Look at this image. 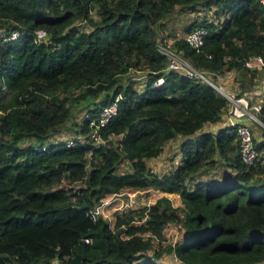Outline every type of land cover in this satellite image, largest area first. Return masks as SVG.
Wrapping results in <instances>:
<instances>
[{
    "label": "trees",
    "instance_id": "obj_1",
    "mask_svg": "<svg viewBox=\"0 0 264 264\" xmlns=\"http://www.w3.org/2000/svg\"><path fill=\"white\" fill-rule=\"evenodd\" d=\"M196 3L213 17L186 27L205 29L201 45L183 36L170 48L212 79L247 71L239 97L256 72L245 60L264 66L259 0H0V264H163L168 254L181 264H264V138H252V163L231 124L186 138L168 170L146 163L178 134L220 121L229 104L210 82L168 69L158 49L157 23ZM38 28L46 36L35 40ZM130 68L145 71L141 88L123 81ZM112 102L115 114L90 124ZM259 102L264 123V93ZM65 130L71 138L55 139ZM220 167L221 181L198 179ZM150 188L180 203L161 195L112 225L94 214L125 189ZM171 223L183 232L175 241L164 236Z\"/></svg>",
    "mask_w": 264,
    "mask_h": 264
},
{
    "label": "rangeland",
    "instance_id": "obj_2",
    "mask_svg": "<svg viewBox=\"0 0 264 264\" xmlns=\"http://www.w3.org/2000/svg\"><path fill=\"white\" fill-rule=\"evenodd\" d=\"M213 18L211 15V10H206L200 3H196L190 6H180L176 5L171 9V11L156 25L157 31V41L158 47L170 48L172 46V41L176 38L183 37L186 34V27L192 23L194 20L199 21L202 18ZM0 35H3L0 30ZM172 49V48H170ZM258 70L253 74L251 80L253 82L252 89H250V97H244L248 100L249 105L259 102V95L252 94L253 89L264 87V66H257ZM247 71L242 70H230L223 73L217 74L215 79H212V76L208 74V79L212 80L211 82L216 85L223 92L234 96L235 89L242 79H246ZM145 77V71L130 68L124 75L123 81L134 80L136 81V87L141 88ZM247 80V79H246ZM258 81V83H257ZM255 82L258 84L255 86ZM260 85V86H259ZM227 98V96H225ZM229 100V99H228ZM232 103L229 100L227 110L223 113L222 119L214 124L205 123L200 129L196 130L190 135H181L178 134L173 140L167 142L163 147L162 152L146 161L147 165L155 172L161 173L165 170H168L174 166L179 160L178 146L186 138L190 137L195 139L199 137L202 133L207 131H216L220 127H224L230 123L229 116L231 115ZM255 115L257 113L252 110ZM82 111L75 110L73 116L71 117V122H77L80 120ZM241 123L246 124L250 128L252 138L259 141L264 138V123L256 121L252 118H249L247 115L241 116L238 119ZM71 131H62L55 136V139H65L71 138ZM228 171L223 168H218L216 170H209L205 173H202L198 179L212 182H219L222 180L224 175H227ZM160 190L155 189H145V190H129L125 189L112 197L107 201L101 204L97 209H95V214L103 217L110 225L113 224L116 214L126 208H138L153 202L156 198L163 195ZM167 196L171 199L173 205H178L180 203V197L178 193H169ZM182 230H180L174 224H168L164 229V236L167 241H175L182 235ZM170 255V254H168ZM171 256V257H170ZM166 256L164 262L169 263L173 261V256ZM168 257V258H167Z\"/></svg>",
    "mask_w": 264,
    "mask_h": 264
},
{
    "label": "built area",
    "instance_id": "obj_3",
    "mask_svg": "<svg viewBox=\"0 0 264 264\" xmlns=\"http://www.w3.org/2000/svg\"><path fill=\"white\" fill-rule=\"evenodd\" d=\"M264 5V0H259ZM205 34V29L203 27H196L191 31L187 32L184 36V39L188 42L189 45L198 48L203 40V35ZM18 35L16 30L10 33V38H14ZM46 36V32L42 28H38L35 30V40H39ZM159 51H161L167 57V67L171 70H176L182 72L186 77H198L205 81L210 82L214 87V85L207 77V73L203 70H199L195 68L188 60L184 59L179 53L175 50L166 47H158ZM246 67L253 68L257 65H263V62L257 56H251L244 62ZM160 79L155 82V84H159ZM227 99L232 103L231 115L234 117H241L247 115L249 118H252L256 121H260V119L252 112H258L261 108L260 102L253 103L249 105L248 100L243 96L232 97L227 93L223 92ZM116 112V103L112 102L109 105L103 107V109L99 112L98 118H89L90 124H104L112 115ZM84 115L87 116V113ZM263 123V122H262ZM236 130L240 137V146L243 160L247 163H252L255 158V150L252 143V135L250 132V128L243 123L236 124ZM92 137L97 140L98 136L95 132L92 133ZM67 145L72 144V140L68 139L66 141ZM85 242H88V239H84ZM176 258V257H175ZM177 259V258H176Z\"/></svg>",
    "mask_w": 264,
    "mask_h": 264
},
{
    "label": "crops",
    "instance_id": "obj_4",
    "mask_svg": "<svg viewBox=\"0 0 264 264\" xmlns=\"http://www.w3.org/2000/svg\"><path fill=\"white\" fill-rule=\"evenodd\" d=\"M257 66H263V65H257ZM257 66H254L253 68H255L256 70H258V68H257ZM247 68H249V67H247ZM249 69H252V68H249ZM242 71H245V70H242ZM257 83H258V81H257ZM256 82H255V86H257L258 84H257ZM260 86V85H259ZM234 89H236V88H234ZM250 89H252V87L250 88ZM250 89H248L247 91H245L244 93H242V95L241 96H246V97H250ZM237 90H239V89H237ZM254 91H252L253 93L252 94H254V95H259L258 97H259V99L258 100H260V98H261V96H262V94L264 93V87H262L261 89H260V87H257V88H255V89H253ZM234 95V94H233ZM240 117H234V116H232V115H230L229 116V120H230V123L229 124H231V125H236L237 123H241L238 119H239ZM212 124H214V123H212ZM212 131L211 132H213V129H211ZM162 192V191H161ZM162 193H164L163 195H166L167 196V194H169L168 192H162ZM103 204V203H102ZM100 206V205H99ZM99 206H97V207H99ZM97 207H96V209H97ZM94 214H95V211H94ZM96 215V214H95ZM170 255H172L173 257V261H169V263L168 264H181V262L178 260V259H176L175 258V256H174V254H170ZM170 255H163V257L160 259V261L163 263V264H166L167 262H164V258L166 257V256H170ZM171 257V256H170ZM168 258V257H167Z\"/></svg>",
    "mask_w": 264,
    "mask_h": 264
},
{
    "label": "water",
    "instance_id": "obj_5",
    "mask_svg": "<svg viewBox=\"0 0 264 264\" xmlns=\"http://www.w3.org/2000/svg\"><path fill=\"white\" fill-rule=\"evenodd\" d=\"M220 93H222L223 95H224V93H223V91L221 90V89H219L218 87H215Z\"/></svg>",
    "mask_w": 264,
    "mask_h": 264
}]
</instances>
